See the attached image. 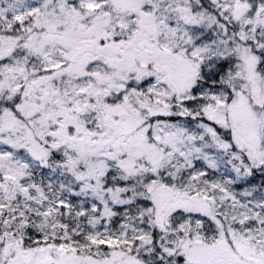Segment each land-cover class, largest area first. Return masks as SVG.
Segmentation results:
<instances>
[{"label": "snow or ice", "instance_id": "snow-or-ice-1", "mask_svg": "<svg viewBox=\"0 0 264 264\" xmlns=\"http://www.w3.org/2000/svg\"><path fill=\"white\" fill-rule=\"evenodd\" d=\"M0 264H264V0H0Z\"/></svg>", "mask_w": 264, "mask_h": 264}]
</instances>
